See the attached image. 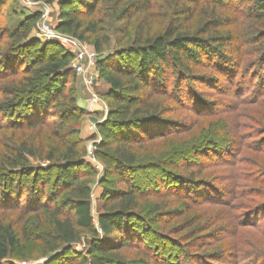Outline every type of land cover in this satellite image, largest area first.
<instances>
[{
    "label": "trees",
    "instance_id": "obj_1",
    "mask_svg": "<svg viewBox=\"0 0 264 264\" xmlns=\"http://www.w3.org/2000/svg\"><path fill=\"white\" fill-rule=\"evenodd\" d=\"M5 1L0 0V8ZM58 1L59 30L79 41L87 40L86 35L97 31L95 23H84L82 16L95 17L110 6L113 20L130 21L148 12L151 5L150 0ZM188 1L199 6L197 0ZM73 2H78L82 10H63ZM201 3L246 13L245 18L263 27L251 37L252 42L258 40L260 43L257 59L248 61L243 69L246 76L248 70H256L249 74L258 84L251 102L256 104L255 99L264 86V0H205ZM193 15L192 7L176 8L157 33L142 38L140 32L130 46L98 59V67L106 72L104 82L109 87L107 98L112 105L107 118L98 124L101 142L95 145L97 149L93 155L101 162L105 178L124 183L126 188L105 190L104 203L96 218L91 212L90 180L84 177V172L92 167L84 159L86 153L80 147L78 131L73 126L84 115V110L76 106V97L65 90L68 85L71 90L75 77L70 67L72 56L59 47V57L48 54L55 44L41 43L30 37L39 13L25 17L13 32L1 34V39L6 38L13 46L2 53L0 81L15 80L20 76L21 79L18 84L10 80L13 86L4 88L7 98L0 101V131L23 134L45 131L43 138L48 136L47 140L50 138L53 144L48 150L42 142L33 141L26 135V139L2 149L0 210L19 209L22 216L49 217V226L35 235L41 255L48 258L47 264L155 263V256L150 258L147 249H142L146 258L138 262L127 260L124 254L141 244L142 232L137 226L147 225L142 200L152 195L169 196L166 190L159 188L143 192L133 187L132 176L140 167L139 148L156 140L184 135L190 127L169 117L178 110L191 111L192 116L204 120L217 116L215 104L199 93L195 85L205 84L223 94L228 91L216 75L199 73L201 69L221 75L228 85H238L234 95L242 104L243 88L236 78L237 72L242 71L240 48L244 43L231 31H220L236 22L215 13L214 9L190 30L186 26ZM36 45L39 47L32 51ZM95 50L101 52L97 43ZM30 55L32 59L27 62ZM164 100L176 104L175 109L164 105ZM54 109L56 111L50 115ZM228 143L210 141L208 147L223 152ZM180 154H175L176 159L167 163L156 161L155 168L160 170L163 166L174 165V160L182 158ZM29 159L47 165L35 168L29 165ZM176 179L181 180L178 187H167V190H180L184 198L190 200L187 204L213 200L207 197L208 194L198 198L202 193L200 189H209L207 180H199L193 175L176 176ZM166 182L159 180L155 184L166 189ZM221 202L226 204L225 199ZM161 210L160 214L176 216L175 210ZM27 239L25 230H18L14 224L0 218V264L12 251L21 249ZM79 244H83V252L74 249Z\"/></svg>",
    "mask_w": 264,
    "mask_h": 264
},
{
    "label": "rangeland",
    "instance_id": "obj_2",
    "mask_svg": "<svg viewBox=\"0 0 264 264\" xmlns=\"http://www.w3.org/2000/svg\"><path fill=\"white\" fill-rule=\"evenodd\" d=\"M202 1L205 0H197L199 6H195V2L188 0H150L148 12L122 22L110 17L109 6L103 8V13L95 17L82 16L84 23H95L97 31L95 34L86 35L87 40L79 41L59 30L58 0H6L0 8V59L2 53L13 46L6 38L1 39V34L13 32L25 17L34 13H39L40 17L30 37L41 43L55 44L50 47L48 54H56L59 57L61 54L57 48L59 47L72 56L70 67L75 77L71 90L69 85L65 90L69 95L76 97V106L84 110V115L73 126L78 131L80 147L85 150L84 159L92 167L91 170L84 172V177L90 180L91 212L96 218L104 203V191L126 188L124 183H118L113 178H105L101 162L93 155L97 149L95 145L101 142L98 124L107 118L112 105L107 98L109 87L104 82L106 72L98 67V59L105 58L122 47L130 46L140 32L142 38L157 33L169 21L172 11L176 8L194 9L192 20L185 25L190 30L214 9L215 13L235 21L233 26L220 31L222 33L231 31L244 43L240 48V54L243 55L240 65L242 71H236V79L243 88L242 104H239L240 98L234 95L238 85H228L221 75L209 70L198 71L216 75L228 92L218 93L205 84H196V90L215 104L214 111L219 112L217 116L204 120L192 116L191 111L178 110L169 117L185 122L190 127L184 135L156 140L139 148L140 167L132 176L135 182L133 187L143 192L159 188L160 191L166 190L169 196L160 198L152 195L142 200L147 225L137 226V230L142 232L141 244L139 248L126 251L124 254L127 260L138 262L146 258L142 249H147L149 257L156 258L154 264H264V86L255 99L256 104H251L258 84L249 74L255 73L256 70H248L247 76L243 70L248 61L257 59L260 43L258 40L252 42L251 37L263 27L245 18L246 13H235L212 5L207 7L201 3ZM70 9L81 11L82 6L78 2H73L63 7L64 11ZM42 31H48L50 39L44 38ZM95 43L99 45L100 53L95 50ZM38 47L37 45L32 47V51ZM80 53H95L98 57L95 67L89 72L94 78L90 86L85 83L83 76L77 74L76 68L72 67L77 63L75 59ZM31 57V55L28 57L27 62L32 59ZM19 79L21 76L15 80L0 81V101L7 98L3 93L4 88L13 86L9 81H17L18 84ZM92 95H95L99 102L93 106L92 112H88L87 102ZM164 105L176 107V104L166 100ZM54 111L56 110H51L50 115H53ZM42 132L23 134L0 131V153H3L2 149L7 145L26 139V135L33 141L42 142L49 150L53 141L50 138L47 140L48 136L43 138ZM210 141L230 143L222 152L208 147ZM178 153L183 156L174 160V165L177 166L168 164L169 166H163L160 170L155 168L156 161L167 163L176 159L175 154ZM28 162L35 168L47 165L37 159H29ZM48 175L53 176V173ZM190 175L209 182V189H200L202 193L198 198L202 194H208L207 197L213 200L195 201L194 205H189L187 203L190 200L184 198L180 190L171 191L170 188L167 190V187H178L181 180H177L176 176ZM159 180L167 181L166 189L156 186L155 183ZM221 199H225L226 204H223ZM161 209L175 210L176 216L160 214ZM0 218L14 224L18 230H25L28 237L22 248L12 251L1 264L48 263V258L41 255L35 242L36 233L49 226L48 216L33 214L22 216L19 209H15L0 210ZM154 219L156 221H153ZM74 249L83 252L84 246L79 244L74 246Z\"/></svg>",
    "mask_w": 264,
    "mask_h": 264
},
{
    "label": "built area",
    "instance_id": "obj_3",
    "mask_svg": "<svg viewBox=\"0 0 264 264\" xmlns=\"http://www.w3.org/2000/svg\"><path fill=\"white\" fill-rule=\"evenodd\" d=\"M43 36L46 39H50V36L48 34V31H42ZM98 57L95 53H89V54H84L80 53L76 57V64L72 65V67H75L76 72L78 75L83 76L85 79V83L90 86L93 84L94 78L89 74L90 70L95 67V63L97 61ZM99 100L95 95H92L88 102H87V111L92 112L93 111V106L98 104Z\"/></svg>",
    "mask_w": 264,
    "mask_h": 264
}]
</instances>
